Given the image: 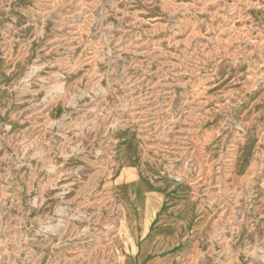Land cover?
<instances>
[{"label":"rangeland","instance_id":"rangeland-1","mask_svg":"<svg viewBox=\"0 0 264 264\" xmlns=\"http://www.w3.org/2000/svg\"><path fill=\"white\" fill-rule=\"evenodd\" d=\"M0 264H264V0H0Z\"/></svg>","mask_w":264,"mask_h":264}]
</instances>
